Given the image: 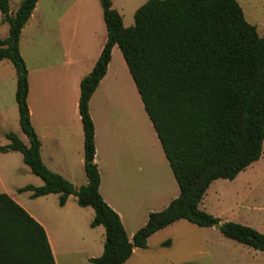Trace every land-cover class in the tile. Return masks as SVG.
<instances>
[{"label": "trees", "instance_id": "16d2710c", "mask_svg": "<svg viewBox=\"0 0 264 264\" xmlns=\"http://www.w3.org/2000/svg\"><path fill=\"white\" fill-rule=\"evenodd\" d=\"M107 32L92 71L79 84L78 112L84 135L87 183L75 189L49 171L40 158V141L27 106L28 72L19 52L22 28L38 0H22L15 15L9 0H0L8 36L0 38V61L15 70L18 123L29 145L12 132L0 153L19 152L41 187L26 186L32 198L58 195L63 206L74 196L78 206L94 211L91 228L105 231L103 253L92 264H124L135 248L179 220L217 228L222 236L264 253V235L253 228L218 218L199 209L216 180H234L262 155L264 140V38L246 22L236 0H148L123 26L110 0H99ZM117 46L133 79L144 110L156 132L179 188V196L128 239L119 216L99 194L94 163V125L89 100L106 74ZM0 264H55L42 226L6 194H0Z\"/></svg>", "mask_w": 264, "mask_h": 264}, {"label": "crops", "instance_id": "0c3cea01", "mask_svg": "<svg viewBox=\"0 0 264 264\" xmlns=\"http://www.w3.org/2000/svg\"><path fill=\"white\" fill-rule=\"evenodd\" d=\"M39 1L21 30L18 44L28 72L30 122L40 141L39 153L44 166L78 189L87 183L84 135L78 112L79 84L99 58L107 39L106 27H103L102 8L97 0H78L70 4L55 0L53 5H49L47 27L54 36L66 39V59L61 63L44 62L37 50L30 48V39H24L26 27L34 20L42 22L36 16ZM72 6L76 7L74 12L70 11ZM240 8L246 22L255 26L258 33L257 24L249 22L243 8ZM9 64L8 59L0 61V136L4 137L19 119L16 102L13 105L10 98L2 94L6 88L5 77L11 76L16 83L14 67L12 63V67ZM119 91L123 96L121 112L112 105V99ZM88 107L94 125V163L100 176L99 194L119 216L131 241L134 233L146 224L150 213L163 210L179 196V188L116 45L111 50L106 74L92 94ZM129 110L132 127L129 126ZM19 154L0 153V186L3 187L2 182L6 177L14 174H19L28 182L4 193L42 226L55 264H92L91 259L102 255L105 240V231L102 233L99 229L102 226L90 227L94 211H88L90 207L78 206L74 196H69L60 206L56 194L32 198V192L25 191L30 193L33 202L27 208L17 202L16 194L24 193L18 190L43 185ZM20 160L26 167L20 165ZM51 196H55V199H51ZM179 221L150 236L146 249L151 238ZM146 249H133L124 264H128L138 251Z\"/></svg>", "mask_w": 264, "mask_h": 264}, {"label": "rangeland", "instance_id": "374dc122", "mask_svg": "<svg viewBox=\"0 0 264 264\" xmlns=\"http://www.w3.org/2000/svg\"><path fill=\"white\" fill-rule=\"evenodd\" d=\"M21 1L9 0L10 14L15 15ZM54 1H39L36 16L37 18L40 17L42 22L37 23L34 20L29 27H26L24 39H30V48L34 51L37 50L44 62L61 63L66 59V52H64L66 39L57 35L54 36L53 33L49 32L46 21L49 5H53ZM58 1L70 4L78 0ZM97 1L100 5V1ZM110 1L112 8L120 14L124 27L128 28L134 24L135 11L148 0ZM236 1L243 8L249 22L257 24L258 35L264 38V0ZM55 8L56 6H54ZM71 10L74 12L76 7H70ZM102 24L104 27L103 18ZM7 35L8 24L2 21L0 14V38L4 39ZM9 63L12 67L10 61ZM10 77H5L7 90L5 88V93L2 92V94L9 97L15 105L16 83ZM122 103L123 96L119 91L114 95L112 105L118 112H121ZM130 114L129 110V126L132 127ZM136 121L135 119V127ZM11 129V132L16 134L24 145L28 146V141L21 132L19 124H14ZM6 144L8 141L4 136H0V145ZM19 155L21 156V154ZM20 163V165H24L21 160ZM24 167L26 166L24 165ZM26 182H28L27 179L20 178L19 174L8 176L2 182L3 187L0 186V194H5L4 191L11 190L14 186L26 184ZM27 184L31 185V183ZM29 195V192L16 194L15 199L27 208L28 204L33 202ZM51 197H53L51 199H55V196ZM199 209L218 218L222 223L241 224L264 235V140L260 159L239 173L232 181L216 180L212 182L199 205ZM88 211L92 212V208H88ZM99 229L104 233L103 228ZM95 237L97 240L98 232ZM128 264H264V253L225 238L215 227L202 228L185 220H180L174 226L151 238L147 249L138 251Z\"/></svg>", "mask_w": 264, "mask_h": 264}]
</instances>
